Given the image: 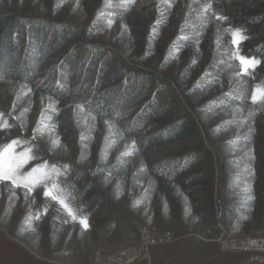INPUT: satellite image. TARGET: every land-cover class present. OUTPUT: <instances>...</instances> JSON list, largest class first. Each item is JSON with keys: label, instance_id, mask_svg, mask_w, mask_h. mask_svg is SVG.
Segmentation results:
<instances>
[{"label": "trees", "instance_id": "16d2710c", "mask_svg": "<svg viewBox=\"0 0 264 264\" xmlns=\"http://www.w3.org/2000/svg\"><path fill=\"white\" fill-rule=\"evenodd\" d=\"M205 3L211 9L231 3L249 5L252 12L244 10L232 16L231 27L245 31L243 56L260 61L255 74L264 81V0ZM20 14L19 8L0 3V111L22 114L23 106H30L32 100L40 104L38 116L42 121H52L63 109L72 112L75 121L76 115L90 118L89 129L96 127L93 121L107 126L110 132L102 133L105 145L92 159L98 168L93 178H89L86 164L75 169L72 166L69 174L88 217L96 223L109 217L96 182L105 181L101 187L110 193L118 190L119 198L138 193L145 203H160L165 213L183 225L195 221L213 230L212 162L200 127L209 139L231 135L217 144L227 169L223 200L227 202L224 221L230 233L264 235V149L254 150L258 110L249 100L248 80L229 78L215 64L206 66L193 90L187 92L208 97L196 106L195 122L184 113L178 114L168 101L166 89L152 76L127 72L110 53L76 43L83 37L79 28ZM187 27L198 34L204 29L199 25ZM193 39L195 36L188 38ZM185 41L181 43L184 46L188 45ZM187 71L185 65L186 75L190 73ZM24 119L18 124L22 133L29 135L34 127ZM211 122L214 124L206 129ZM132 139L137 141L135 150L130 147ZM119 148L123 150L114 152ZM129 152L134 154H125ZM102 157L106 158L104 164Z\"/></svg>", "mask_w": 264, "mask_h": 264}, {"label": "rangeland", "instance_id": "374dc122", "mask_svg": "<svg viewBox=\"0 0 264 264\" xmlns=\"http://www.w3.org/2000/svg\"><path fill=\"white\" fill-rule=\"evenodd\" d=\"M0 3L9 8H19L20 16L24 18L79 28L83 37L76 39V43L98 47L110 53L127 72L152 76L159 87L166 89L168 101L175 105L178 114L184 113L195 122V108L208 97H203L201 92L192 95H187V92L193 90L194 83L210 64L221 67L229 78L248 80L250 101L254 88L264 92V81L255 74V70L249 69V74L238 75L241 66L234 53L238 52L243 56L247 39L236 49L231 44L232 36L228 31L229 28L234 29L231 27L232 16L244 10L252 12L247 3H231L214 9L209 8L205 0H135L131 6H127L126 0H0ZM214 13L227 16L228 19L217 21ZM208 17L212 19L209 21ZM110 20L111 26L108 23ZM187 25H199L204 29L198 34L188 31ZM240 30L241 35L246 37L245 31ZM191 36H195V39L188 40ZM184 40L188 45L181 44ZM67 51L68 48H65V52ZM185 65L190 71L188 75L184 72ZM31 102L30 106H23L25 110L22 114L14 116L0 111L4 114L0 122L6 119L12 125L6 132H0V145L11 139L31 143L37 159L24 166L25 172L47 160L50 164L69 163L74 169L86 164V172L90 179L93 178L92 173L98 168L92 159L102 151L101 145H105L102 133L110 132L107 126L93 121L96 127L89 129L90 118L85 120L76 115L75 121L74 114L63 109L58 110L55 119L45 122L38 116L40 104ZM253 106L258 110L254 150H259L264 149V105L257 103ZM17 115L20 119H17ZM22 118L30 126L39 129L45 141H49V138L58 139L59 146L52 149L50 143L31 141L33 133L25 135L19 127L18 123ZM213 124L211 122L206 129ZM52 126L54 131L50 132L49 128ZM148 129L153 130L149 126ZM199 130L212 162L214 206L220 200L227 204L223 200L227 169L220 160L217 144L231 135L224 134L209 139L204 130L200 127ZM121 150L123 148L115 149L114 152ZM80 159L84 163H80ZM101 162L106 163V158L102 157ZM96 182L109 212L108 219L98 223L88 217L87 210L77 197L70 175L68 178L61 177L57 189H52L53 194L59 191L58 198L64 200L66 207L51 198L45 199L43 186H37L31 194L26 195V190L22 188H16L13 192L10 186L0 183V238L22 246L39 258L62 264H120L119 253L137 245V241L132 239L141 227H146L155 234L169 232L175 241L170 245L152 248L149 262L138 259L134 264H152L156 260L162 262L164 255L161 251L168 248L175 250L169 256L176 257L177 250L183 246L217 247L221 228L225 229L229 237L248 238L243 233L232 235L224 219L218 225L215 218L216 226L213 230L195 221L183 225L174 216L165 213L157 201L145 203L138 197V193L125 194L119 198L118 190L110 193L101 187L106 184L105 181ZM69 211L76 220L68 214ZM82 218H87L90 225L87 231L78 223ZM203 232L207 235L203 236ZM250 236L264 237L258 234Z\"/></svg>", "mask_w": 264, "mask_h": 264}, {"label": "snow or ice", "instance_id": "6c2138e0", "mask_svg": "<svg viewBox=\"0 0 264 264\" xmlns=\"http://www.w3.org/2000/svg\"><path fill=\"white\" fill-rule=\"evenodd\" d=\"M126 3L127 6H131L135 3V0H126ZM213 15L217 21L223 22L228 19V17L224 15L215 13ZM208 19L210 21L212 17H208ZM108 23L109 26H111L112 21L110 20ZM228 31L231 32L232 36L231 44L236 49L239 48V45L243 40L247 39V37L241 35V30L238 28H229ZM234 56L241 66L240 73H238V75L249 74V69L255 70L256 66L260 63V61L255 58L239 55L238 52L234 53ZM193 63H195V60H193ZM225 95H228V93H225ZM251 102L253 104L259 103L264 105V92H261L259 88H254L251 95ZM13 108H15V105H13ZM249 111L251 114V109ZM141 112H143V109H141ZM3 116L4 114L0 113V118ZM13 119H15V117H13ZM37 123L39 124L40 121H37ZM105 123H108V121H105ZM11 127L12 125L9 124L6 119H3L2 122H0V132H6ZM49 131H54V126L49 128ZM32 133L31 141L50 143L52 149L59 146L58 139L49 138V141H45L43 133L37 128H33ZM136 145L137 141L132 139L130 147L135 150ZM18 149L20 150L18 151ZM125 154L133 155L134 152ZM36 159L37 157L33 154V146L29 141L11 139L7 143L0 145V183H3L6 187L10 186L13 192L16 188H22L26 190V195L31 194L37 186H43V197L45 199L51 198V200L57 201L60 205L66 207L64 200L58 198L59 191H57V194H53L52 189H57V185L61 177L68 178L72 165L69 163L50 164L49 161L45 160L42 163H38L30 167L27 172L23 171L26 164ZM49 185H51V188H49ZM249 199H251V196H249ZM137 203H139V201H137ZM68 214L72 216L73 220H76V217L71 211H69ZM78 223L82 226L84 231H87L90 227L87 218L80 219Z\"/></svg>", "mask_w": 264, "mask_h": 264}, {"label": "built area", "instance_id": "2783aa9c", "mask_svg": "<svg viewBox=\"0 0 264 264\" xmlns=\"http://www.w3.org/2000/svg\"><path fill=\"white\" fill-rule=\"evenodd\" d=\"M214 215L218 225L224 219V203L220 200L214 206ZM135 237V238H134ZM132 239L137 245L126 248L119 253L120 264H134L138 259L150 261V250L155 247L170 245L175 241L169 232L155 234L146 227L138 229L136 236ZM221 254L245 253V264H264V237H248L236 239L226 235L225 229L221 228L220 237L217 240Z\"/></svg>", "mask_w": 264, "mask_h": 264}, {"label": "crops", "instance_id": "0c3cea01", "mask_svg": "<svg viewBox=\"0 0 264 264\" xmlns=\"http://www.w3.org/2000/svg\"><path fill=\"white\" fill-rule=\"evenodd\" d=\"M179 250V251H178ZM177 250L176 257H170L173 248L162 250L165 263L160 260L154 261L152 264H205L216 256L221 255L219 247L214 245H198L197 247L183 246ZM162 259V258H161ZM0 261L2 264H62L58 262H50L32 254L25 250L22 246L11 241L0 238ZM218 264H245L244 258L226 259Z\"/></svg>", "mask_w": 264, "mask_h": 264}, {"label": "water", "instance_id": "95a60500", "mask_svg": "<svg viewBox=\"0 0 264 264\" xmlns=\"http://www.w3.org/2000/svg\"><path fill=\"white\" fill-rule=\"evenodd\" d=\"M249 254H245V253H228V254H221L219 256L214 257L213 259H211L210 261H208L205 264H218L219 262L226 260V259H231V258H245L248 257ZM0 264H2V262L0 261Z\"/></svg>", "mask_w": 264, "mask_h": 264}]
</instances>
